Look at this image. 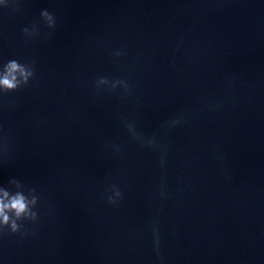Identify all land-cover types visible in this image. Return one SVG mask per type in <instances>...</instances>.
Wrapping results in <instances>:
<instances>
[{
    "label": "water",
    "instance_id": "water-1",
    "mask_svg": "<svg viewBox=\"0 0 264 264\" xmlns=\"http://www.w3.org/2000/svg\"><path fill=\"white\" fill-rule=\"evenodd\" d=\"M10 60L0 188L38 220L0 264H264V0H4Z\"/></svg>",
    "mask_w": 264,
    "mask_h": 264
},
{
    "label": "clouds",
    "instance_id": "clouds-1",
    "mask_svg": "<svg viewBox=\"0 0 264 264\" xmlns=\"http://www.w3.org/2000/svg\"><path fill=\"white\" fill-rule=\"evenodd\" d=\"M4 2V0H0ZM42 19L47 23L49 28L55 27V18L47 10L41 12ZM37 34L35 27L30 32L29 29H24V35L35 36ZM117 56L121 53L117 52ZM35 77V71L31 65L21 63L17 60H10L3 66H0V93L15 92L18 89L29 84L30 80ZM109 81L106 78H100L97 82L99 85H108ZM118 86L128 90V84L123 80H117L111 88L114 90ZM179 121H173L170 126H174ZM129 133L138 141H143L142 137L136 132L133 125H127ZM148 144H152L153 140H148ZM120 149L117 147L116 151ZM10 184L16 189L15 192H10L5 188H0V233L7 229L11 234H18L23 227V221L36 222L38 213L35 211L38 204V198L34 190H29L27 195L23 190L22 185L17 180L10 181ZM113 196H109V203H115L121 197V192L115 185L112 186ZM156 245L159 247L158 233L156 235Z\"/></svg>",
    "mask_w": 264,
    "mask_h": 264
}]
</instances>
